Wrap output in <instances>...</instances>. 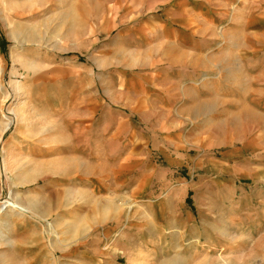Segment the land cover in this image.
<instances>
[{"label": "rangeland", "instance_id": "374dc122", "mask_svg": "<svg viewBox=\"0 0 264 264\" xmlns=\"http://www.w3.org/2000/svg\"><path fill=\"white\" fill-rule=\"evenodd\" d=\"M191 1L0 0V264H264V166L233 167L264 158H224L264 139V0ZM190 9L215 41L206 94L156 130L147 63ZM165 144L200 167L145 174Z\"/></svg>", "mask_w": 264, "mask_h": 264}, {"label": "crops", "instance_id": "0c3cea01", "mask_svg": "<svg viewBox=\"0 0 264 264\" xmlns=\"http://www.w3.org/2000/svg\"><path fill=\"white\" fill-rule=\"evenodd\" d=\"M203 14L206 16L205 11H203ZM203 14L199 15V13L193 9L185 12L178 11L175 15L171 14V18L180 20V22L177 23L173 22L175 26L168 28L166 23H161V28H159V30L162 31L164 41H160L156 44L155 51H157V55L147 63V65H152L155 69L150 72V76H148L147 79L151 82H146L144 95L141 96L149 101H147L149 105L147 108L153 111L156 122L152 125H154L153 128L156 130L183 129L184 127L180 126L181 124L178 118L179 105L183 102H191V105H189L191 108L186 106L185 109L193 110V100H200V98L205 97V90H199L196 81L210 66V61L213 58L209 52L215 47V41L211 40L209 37V27L201 26L196 30L195 28L197 27H193L194 21L199 19V17H203L204 19ZM204 22V25H206V23L208 25L209 19L207 22ZM151 83L154 88L153 90L149 89ZM216 92L217 91H214L212 94ZM128 93L129 92L118 91L115 92L111 98H114L122 107H127L130 104L129 99L133 98L132 94L129 95ZM215 97V95L212 96V98ZM119 100H121V102ZM201 104L203 105V103L198 101L196 106H202ZM145 120L149 122L151 116L146 117ZM214 129L215 128H213V130ZM215 143H219V140H215ZM263 144L264 139H259L249 140L243 143L241 147L234 146L226 152L224 156L225 161L231 160L235 162L236 159L240 158H264V152L260 149ZM160 150L165 159V164L148 165L145 174L149 175L154 171L156 177L165 178L172 174L175 167H182L192 162V168L195 170L201 165L200 156L193 157L189 154L175 153L173 150L169 149L166 144L163 145V148ZM143 153L145 152L143 151L139 154V160L142 158L140 160L141 163L144 162L145 158ZM245 153H251L252 155L246 156ZM252 161L255 162L251 163V165L236 163L233 165L234 171L243 176L258 173V170H260L264 164H261L262 160ZM165 185L168 195H171V193H174L176 190H178V192L183 191V188L180 190L181 188L177 187L179 184L174 185V183L169 181L165 183ZM175 187L177 188L174 189ZM174 224L177 226L178 222L176 221ZM181 224L182 223H180V225Z\"/></svg>", "mask_w": 264, "mask_h": 264}, {"label": "bare ground", "instance_id": "6f19581e", "mask_svg": "<svg viewBox=\"0 0 264 264\" xmlns=\"http://www.w3.org/2000/svg\"><path fill=\"white\" fill-rule=\"evenodd\" d=\"M73 168V167H72ZM74 170V169H73ZM72 172V171H71ZM21 212H25V210L22 207H18Z\"/></svg>", "mask_w": 264, "mask_h": 264}]
</instances>
